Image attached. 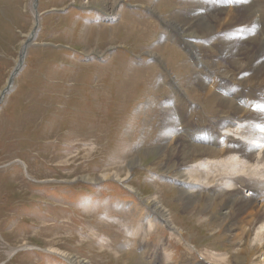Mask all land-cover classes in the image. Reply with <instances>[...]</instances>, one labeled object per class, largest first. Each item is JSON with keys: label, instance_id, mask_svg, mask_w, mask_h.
Returning <instances> with one entry per match:
<instances>
[{"label": "rangeland", "instance_id": "rangeland-1", "mask_svg": "<svg viewBox=\"0 0 264 264\" xmlns=\"http://www.w3.org/2000/svg\"><path fill=\"white\" fill-rule=\"evenodd\" d=\"M241 2L226 6L243 19ZM183 9V0H0V264H264L253 246L239 254L243 245L232 241L243 227L257 241L261 200L245 210L253 197L246 189L218 195L197 186L203 213L185 210L178 176L204 157L162 156L168 142L180 147V131L188 137L184 124L167 123L177 115L175 93L194 106L186 123L195 129L245 117L218 107L227 91L231 105L256 91L264 98V65L242 51L235 57L246 71L217 43L215 55L206 49V69L195 62L185 42L194 22L178 32L174 21ZM247 41L239 47L258 55ZM214 63L204 97L188 83ZM234 77L244 81L239 95L228 90ZM228 197L239 198L235 206Z\"/></svg>", "mask_w": 264, "mask_h": 264}, {"label": "bare ground", "instance_id": "bare-ground-1", "mask_svg": "<svg viewBox=\"0 0 264 264\" xmlns=\"http://www.w3.org/2000/svg\"><path fill=\"white\" fill-rule=\"evenodd\" d=\"M234 1L238 2L239 0H183V4L187 7V10L183 9L181 13H177L175 16L177 20L174 21L177 22L176 27L178 32L184 31L185 26H188L186 20L191 19L192 22H194V24L189 25L191 27L187 28L195 33H193L194 39H192V41H185L187 44L186 50L193 54L196 58L195 62L202 65L203 70L206 63L210 64L208 61L210 57L208 56L215 55L212 53L213 51L209 49L212 48V45L215 43L221 45L223 53L225 54L226 59H228V63H230V65L238 66L239 69L242 68L243 71H246L244 68L250 67V65H246V63L244 64V62L239 61L242 59L235 57L239 56L241 51L245 55L244 58L249 60V64H253L251 61L256 60V62L258 61L264 65V0H255V2L254 0H242L243 2L240 4H245L244 8H246L244 9L245 15L243 16V19H241L242 17H239L238 12H233L230 11L231 9H227L228 7L226 5H228V3L234 8ZM205 11H211L209 16L205 15ZM192 13L194 15H191ZM224 14L226 16H224ZM237 19L242 20V22L239 23V26H237L236 29H232L231 25L235 24L234 21ZM254 30L255 34L252 33ZM226 31H230L231 36L225 33ZM180 39L181 38H176L175 41L181 43L182 39ZM244 40H248L247 42H254L259 46L260 49L258 55L251 52V48L249 49V47H239L238 44L244 43ZM206 49H209V55L207 54L208 52L205 53L207 51ZM216 64L218 65V63L211 64L213 69L210 68L211 70L204 74V77H197L194 82L190 81V83H188L189 86H197V89L202 91V96L204 97L213 91V88L208 85V81L216 76ZM254 67L258 66L254 65ZM214 81L216 80L214 79ZM243 82L242 77H234L232 81L234 86L228 88V90H232L233 88L232 95H239L242 93L243 90L241 89V86L243 85ZM213 86H215V84ZM256 92H252L250 97L240 98L239 102L244 104L242 105L239 103L241 106L238 104L231 105V101L228 98V95L230 94L229 91L226 92L227 96L219 98L218 107L221 110L232 108L234 115L243 112V116H245L240 117V119L238 118L237 120H229V124L225 121L219 123L221 124L219 125V129H216L217 126L213 123L210 124L211 128L206 126L205 129H200L199 126L198 129H195L194 126L196 124L191 125L190 122L186 123L191 117L189 119L186 118L189 117L188 115L193 114L195 108L188 103L180 93L173 94V106L177 111V115L174 118H168L167 123L170 127H173L175 123L179 126L184 124L183 127L180 126V129L184 131L185 135L188 134L189 138L184 136L180 131V147L178 149H173L172 145L168 142V144H165L162 147V156L164 157V160H170L178 153V156L185 162H192L195 154L204 157L203 162L187 166L188 169H185V171L181 170V176H178L179 180L184 184V189H181V194L184 199H186L184 204L185 210L191 212L199 211L203 213L199 208L200 206L195 202V200L200 198L202 194L200 196L192 192L197 186H204L205 189H212L213 192H219L220 194L218 195H225L226 193H223L224 191L242 193V190L246 189L247 193L251 190L254 191L255 197L250 198L249 203L244 206V209L250 210L254 205H259V203H256V200L260 199L262 204L260 205L261 208H259L260 210H258V213H261V216L264 217V114L257 112L254 113L249 109L253 105H258L259 108L264 107V104L258 103L260 101H257L256 96H258V94H256ZM244 107L248 110L244 109ZM231 123L236 124L237 127L234 131H237L236 133L239 136L228 131L229 125L230 127L233 126ZM255 124L263 128V130H257ZM209 129H211V131H209ZM218 130H222L223 133H220ZM219 133L221 134L219 138H222L223 136L228 138V140H226L224 137L222 140L224 143L221 144V146L219 145L220 139L217 137ZM168 136L170 135L167 133V138ZM238 140L242 142L239 146L236 144V141ZM233 142L234 145H231ZM256 150H259L258 154H255ZM226 154L230 155L225 160H220L218 162L213 161L215 158H223ZM235 156H238L239 158H236ZM252 162L255 164L257 163L258 165L252 167ZM217 177L221 179L223 178L222 181L217 182ZM205 194L206 193L204 192L203 195ZM228 198L229 199L226 200L225 205H229V207L235 206V201L239 199L236 198L237 200H233L232 197ZM242 209L243 206L241 207V210ZM254 210L256 209H253V211ZM224 215L229 216V213L226 212ZM252 221H258V219L254 216L252 217ZM257 230L258 233L256 238L258 239L255 242L251 241L250 238H245V235L250 232L247 227H243L238 236L236 235V238H232V241L236 244L238 243L240 246L243 245V248L238 250L239 254L246 252V250L253 246L256 250V256L264 255V219L260 221V226ZM255 264H262V260L255 262Z\"/></svg>", "mask_w": 264, "mask_h": 264}, {"label": "water", "instance_id": "water-1", "mask_svg": "<svg viewBox=\"0 0 264 264\" xmlns=\"http://www.w3.org/2000/svg\"><path fill=\"white\" fill-rule=\"evenodd\" d=\"M34 32H35V30H34ZM33 32V33H34ZM31 39V38H30ZM25 50L23 51V53L21 54V56H20V60H19V64L17 65V67L15 68V70L13 71V73H12V75L10 76V79H9V84H8V86H7V88L5 89V91L3 92V96H4V94L8 91V89L10 88V86L13 84V80H14V77H15V75L17 74V72H18V70L20 69V67L23 65V61H24V56H25ZM2 96V97H3Z\"/></svg>", "mask_w": 264, "mask_h": 264}]
</instances>
